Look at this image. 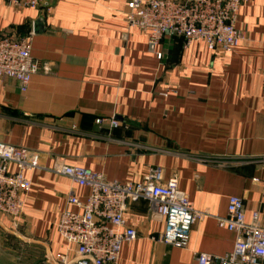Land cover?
<instances>
[{
  "label": "crops",
  "instance_id": "obj_1",
  "mask_svg": "<svg viewBox=\"0 0 264 264\" xmlns=\"http://www.w3.org/2000/svg\"><path fill=\"white\" fill-rule=\"evenodd\" d=\"M126 10L127 0H47L38 9L0 0V36L33 31L31 54L47 70L25 91L0 82V142L29 148L38 166L25 171L22 216L0 213V264H53L66 250L59 214L80 211L68 194L85 201L90 188L53 170L63 164L132 183L161 166L207 213L178 247L161 241L165 222L148 200L128 203L137 235L123 243L119 264H198L196 252H231L236 233L215 217L226 215L231 195L243 199L247 220L264 216V0L243 3V38L225 55L164 36L158 58Z\"/></svg>",
  "mask_w": 264,
  "mask_h": 264
},
{
  "label": "built area",
  "instance_id": "obj_2",
  "mask_svg": "<svg viewBox=\"0 0 264 264\" xmlns=\"http://www.w3.org/2000/svg\"><path fill=\"white\" fill-rule=\"evenodd\" d=\"M9 5L38 9L47 0H5ZM246 0H127L125 19L147 36L148 47L158 58V44L164 36L181 37L185 46L202 41L216 54L235 50L243 33L237 29L238 12ZM34 32L25 36H0V82L13 79L25 91L41 69L31 54ZM264 93V82H263ZM101 123L102 119L96 120ZM112 126L118 120L110 119ZM38 167L32 152L25 146L0 142V213L13 220L23 214L31 181L25 171ZM75 183L90 188L85 201L73 191L70 204L78 210L59 214L58 232L66 246L53 264H119L122 245L137 235L128 224L125 212L130 202L149 201L151 215L164 220L161 241L187 247L193 226L206 212L197 210L189 196L179 188V178H163L161 166H150L142 182L107 179L103 173L63 164L53 168ZM220 227L236 233L231 252L224 256L196 252L198 264H264V216L258 211L247 220L243 199L228 197L227 213L216 215Z\"/></svg>",
  "mask_w": 264,
  "mask_h": 264
},
{
  "label": "trees",
  "instance_id": "obj_3",
  "mask_svg": "<svg viewBox=\"0 0 264 264\" xmlns=\"http://www.w3.org/2000/svg\"><path fill=\"white\" fill-rule=\"evenodd\" d=\"M173 37V36H172ZM174 37H176V36H174ZM179 38H181V37H179ZM183 39V38H182Z\"/></svg>",
  "mask_w": 264,
  "mask_h": 264
}]
</instances>
